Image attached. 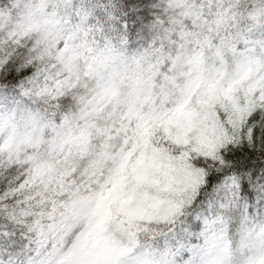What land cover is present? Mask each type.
Instances as JSON below:
<instances>
[{"label": "snow or ice", "instance_id": "obj_1", "mask_svg": "<svg viewBox=\"0 0 264 264\" xmlns=\"http://www.w3.org/2000/svg\"><path fill=\"white\" fill-rule=\"evenodd\" d=\"M0 264H264V0H0Z\"/></svg>", "mask_w": 264, "mask_h": 264}, {"label": "clouds", "instance_id": "obj_2", "mask_svg": "<svg viewBox=\"0 0 264 264\" xmlns=\"http://www.w3.org/2000/svg\"><path fill=\"white\" fill-rule=\"evenodd\" d=\"M102 174H99L91 180L90 183L88 184H84V181H81L82 184H84V189H87V191H84V189H82V191H84V194L87 195L88 192L93 190V186L95 185L96 187H99V185L96 184L97 180H100L102 183V179H101ZM88 178H85V180H87ZM161 227H163V225H161ZM85 228V224L84 223H80L77 225H74L73 228L68 231L66 234L63 235L62 239L58 238L56 243V246L58 248H65L66 246H71V244L77 239V236L84 231ZM198 230V228L194 225L193 226V231Z\"/></svg>", "mask_w": 264, "mask_h": 264}]
</instances>
